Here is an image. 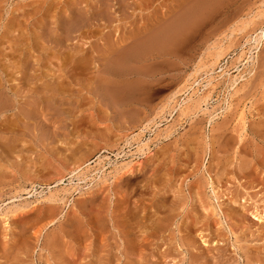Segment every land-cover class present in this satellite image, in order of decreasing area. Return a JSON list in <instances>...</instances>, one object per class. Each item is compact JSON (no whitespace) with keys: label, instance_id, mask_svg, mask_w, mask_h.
Instances as JSON below:
<instances>
[{"label":"rangeland","instance_id":"374dc122","mask_svg":"<svg viewBox=\"0 0 264 264\" xmlns=\"http://www.w3.org/2000/svg\"><path fill=\"white\" fill-rule=\"evenodd\" d=\"M198 1L0 0V264H264V0Z\"/></svg>","mask_w":264,"mask_h":264},{"label":"bare ground","instance_id":"6f19581e","mask_svg":"<svg viewBox=\"0 0 264 264\" xmlns=\"http://www.w3.org/2000/svg\"><path fill=\"white\" fill-rule=\"evenodd\" d=\"M221 0H201V2L198 1V6L199 4H201L202 6H207L210 7V5L212 3L218 2ZM77 4V3H76ZM199 8V7H198ZM215 8V7H214ZM215 10V9H214ZM217 10V9H216ZM211 11V10H210ZM200 12L199 9L197 10H191L189 12H185L180 16V18L178 17L177 20L175 22L169 23L168 25H164L163 28H159V30H155L151 35L149 34V36L142 42V43H136L135 45H131V50L129 51L128 54L125 55V57H129V58H135V57H139L144 51L146 50H150V49H155L158 47H165V45H167L174 37H178V35L183 32L184 30L186 31V27L187 24L185 22L186 17L187 16H193L196 15ZM187 13V14H186ZM207 14V13H206ZM209 15V14H208ZM78 16V15H77ZM212 17V16H210ZM169 21V20H168ZM166 22V21H165ZM189 25V24H188ZM188 30V29H187ZM141 37V36H139ZM253 42L255 43L256 46L260 45V42L262 41V39L264 38V29H262L258 34L256 32V35L253 37ZM137 41V40H136ZM173 41V40H172ZM134 42V41H133ZM250 42V41H249ZM125 49V48H124ZM161 49V48H160ZM252 50V49H251ZM157 52V51H156ZM115 61V60H114ZM222 71V70H221ZM223 73H229L227 72V70H224ZM228 76V75H227ZM206 77V76H205ZM208 78V77H207ZM213 78V77H212ZM211 78V79H212ZM205 81V80H204ZM207 81V80H206ZM209 82V81H208ZM206 84V83H205ZM207 85H205L206 87ZM204 88V87H203ZM190 89V88H189ZM188 92V91H187ZM193 92V91H192ZM189 93V92H188ZM196 93V92H195ZM198 93V91H197ZM192 95V94H191ZM193 97V96H192ZM188 98V97H187ZM191 99V98H190ZM189 99V101H190ZM188 101V102H189ZM182 103V102H181ZM185 103V102H184ZM178 105V104H177ZM180 105V104H179ZM180 107V106H179ZM186 108V106H185ZM182 109V108H181ZM176 110V109H174ZM185 110V109H184ZM145 144V142H142ZM140 144V143H139ZM138 144V145H139ZM143 144V145H144ZM146 146V145H144ZM143 147V146H142ZM144 148V147H143ZM142 148V150H143ZM148 148V147H147ZM138 150V149H136ZM142 150L140 152H142ZM145 150V149H144ZM143 150V152H144ZM131 152V151H129ZM126 153V152H125ZM140 154V153H139ZM128 165V164H127ZM129 166V165H128ZM125 165L124 168L128 167ZM261 220L264 221V216L260 217Z\"/></svg>","mask_w":264,"mask_h":264}]
</instances>
